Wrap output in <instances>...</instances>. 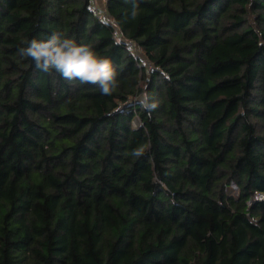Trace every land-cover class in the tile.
Masks as SVG:
<instances>
[{"label":"trees","instance_id":"1","mask_svg":"<svg viewBox=\"0 0 264 264\" xmlns=\"http://www.w3.org/2000/svg\"><path fill=\"white\" fill-rule=\"evenodd\" d=\"M97 7L0 0V264H264V0ZM53 33L117 90L21 57Z\"/></svg>","mask_w":264,"mask_h":264},{"label":"clouds","instance_id":"2","mask_svg":"<svg viewBox=\"0 0 264 264\" xmlns=\"http://www.w3.org/2000/svg\"><path fill=\"white\" fill-rule=\"evenodd\" d=\"M26 47L19 49L21 57L31 58L35 67L45 73H58L66 81L98 86L102 95H111L119 87L116 73L110 60L102 58L86 44L53 33L43 40L25 41ZM140 104L151 111L157 107L152 97L145 93ZM144 148L134 149L132 155L139 157Z\"/></svg>","mask_w":264,"mask_h":264},{"label":"built area","instance_id":"3","mask_svg":"<svg viewBox=\"0 0 264 264\" xmlns=\"http://www.w3.org/2000/svg\"><path fill=\"white\" fill-rule=\"evenodd\" d=\"M93 2H94V10L97 13L98 17L102 21H106V22H109V23L113 24V19H111L107 15V13L105 11H102V10H99L98 9V7H97V0H93ZM142 61H143L144 64H147L144 59ZM233 196L234 197H238L239 196L238 192H234L233 193ZM255 200L256 201H264V193H262V192H256V194H255Z\"/></svg>","mask_w":264,"mask_h":264},{"label":"rangeland","instance_id":"4","mask_svg":"<svg viewBox=\"0 0 264 264\" xmlns=\"http://www.w3.org/2000/svg\"><path fill=\"white\" fill-rule=\"evenodd\" d=\"M97 5H98L99 7H101V8H104L105 0H97ZM133 50L135 51V53L139 54V56L144 57L142 54L139 53V49H138V47H135V46H134ZM141 97H143V95L140 96L138 99L140 100ZM138 99H137V100H138ZM138 125H139L138 120H135V121H134V126H138Z\"/></svg>","mask_w":264,"mask_h":264}]
</instances>
